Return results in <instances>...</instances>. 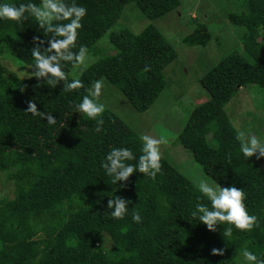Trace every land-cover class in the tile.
<instances>
[{
	"label": "trees",
	"instance_id": "1",
	"mask_svg": "<svg viewBox=\"0 0 264 264\" xmlns=\"http://www.w3.org/2000/svg\"><path fill=\"white\" fill-rule=\"evenodd\" d=\"M78 2L88 9L79 43L89 50L110 31L114 50L80 78L88 85L104 77L135 111H146L165 89V68L178 52L153 24L136 34L120 28L119 19L130 4L154 20L176 11L180 1ZM227 17L246 30L241 51L227 55L199 78L209 97L190 111L177 140L212 181L245 190L259 227L250 233L234 229L231 238L223 239L226 224L213 232L190 217L199 192L164 156L155 180L134 173L123 182L125 188L119 187L121 182L113 184L100 162L114 146L129 147L138 157L140 136L107 107L102 125L74 113L69 103L89 94L84 89L65 93L62 83L49 88L29 77L32 38L41 33L31 20L20 26L4 21L0 57L17 64L24 75L8 70L0 60V173L14 186L13 198L0 200V264H240L238 253L244 247L264 252V168L240 153L238 132L224 110L241 88L264 87V0H246L244 12ZM211 40L208 28L199 23L181 43L206 47ZM30 100L39 111L53 114L56 123L26 113ZM115 195L131 201L123 219L112 218L107 208ZM132 209L139 212L140 223L131 219ZM213 248L224 254L213 255Z\"/></svg>",
	"mask_w": 264,
	"mask_h": 264
},
{
	"label": "clouds",
	"instance_id": "2",
	"mask_svg": "<svg viewBox=\"0 0 264 264\" xmlns=\"http://www.w3.org/2000/svg\"><path fill=\"white\" fill-rule=\"evenodd\" d=\"M87 14V7L78 0H23L20 3L0 0V22L12 21L20 26L31 20L35 22L37 32L41 33L32 38L34 46L30 53L33 63L27 66V69H32L31 72L27 71L29 77H35L38 82L43 80L49 88H55L62 83V91L65 93L84 89L89 94L83 95L78 103L70 102L69 107L74 109V113H82L97 125H102L106 105L101 96L106 80L101 77L86 85L80 78L92 62L88 47L79 43L82 21ZM69 69H76L78 74L70 78ZM20 90L23 92L24 87ZM25 112L39 116L42 120L46 118L49 125H54L57 121L53 114L39 111L32 100L28 101ZM96 130L99 131V127ZM139 139L142 144L138 157L129 147L114 146L100 162V167L113 184L118 185L121 182L120 188L127 186L123 182L128 181L134 173H142L155 180L161 171V145L168 143L167 138L141 133ZM236 140L239 142V151L246 160L253 156L257 160L264 158V137L251 130H241L237 133ZM228 159L230 162L231 157ZM196 189L199 195L196 197L195 210L189 215L206 225L208 230L215 232L218 225L226 224L227 227L221 234L224 239L231 238L234 229L250 233L259 227V217L249 211L244 189L236 187L235 184L222 187L217 181L205 178L199 180ZM130 202L117 195L110 198L107 208L111 209V217L123 219L129 212ZM131 219L136 223L141 222V216L135 209H132ZM212 254L223 255L224 250L213 248ZM238 256L241 258L240 264H264V252L258 254L244 247Z\"/></svg>",
	"mask_w": 264,
	"mask_h": 264
},
{
	"label": "rangeland",
	"instance_id": "3",
	"mask_svg": "<svg viewBox=\"0 0 264 264\" xmlns=\"http://www.w3.org/2000/svg\"><path fill=\"white\" fill-rule=\"evenodd\" d=\"M179 1L180 5L176 11L154 20L145 18L136 6L130 4L123 9L119 19L122 21L120 28L126 27L136 34L147 25L153 24L175 46L178 56L165 68L166 87L159 97L146 111L137 112L115 86L106 82L101 100L139 136L146 133L157 138L166 137L168 143L161 145L163 156L197 186L201 178L211 179L194 161L191 152L180 145L178 134L190 111L209 97L200 86L199 78L227 55L241 51L246 30L231 24L227 16L230 13L244 12L246 0ZM199 23L204 24L212 35L209 45L190 47L182 44L181 38ZM109 32L104 33L88 50L92 57L89 66L102 55L114 52L109 42ZM0 60L8 70L22 73L17 64L10 63L3 57H0ZM71 74L77 75V70L72 69ZM224 110L237 132L251 130L264 137V87L249 85L241 88L225 105ZM252 158L264 168V158ZM13 196V182L7 179L4 173H0V200ZM106 245L110 246V242Z\"/></svg>",
	"mask_w": 264,
	"mask_h": 264
}]
</instances>
